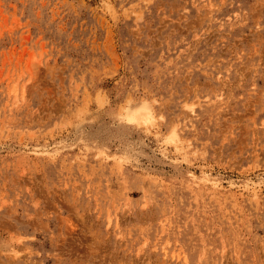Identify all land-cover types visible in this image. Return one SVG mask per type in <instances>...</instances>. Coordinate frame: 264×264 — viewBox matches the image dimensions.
<instances>
[{
  "label": "rangeland",
  "instance_id": "374dc122",
  "mask_svg": "<svg viewBox=\"0 0 264 264\" xmlns=\"http://www.w3.org/2000/svg\"><path fill=\"white\" fill-rule=\"evenodd\" d=\"M0 264H264V0H0Z\"/></svg>",
  "mask_w": 264,
  "mask_h": 264
},
{
  "label": "bare ground",
  "instance_id": "6f19581e",
  "mask_svg": "<svg viewBox=\"0 0 264 264\" xmlns=\"http://www.w3.org/2000/svg\"><path fill=\"white\" fill-rule=\"evenodd\" d=\"M131 107V106H130ZM129 108L127 107L126 111H128ZM128 115V114H127ZM152 113L151 111L146 108V106L143 104L142 106L140 105V107H137L134 112L132 114L129 115V118L132 120H143L145 123L146 122H152ZM143 122V123H144ZM248 189V188H246ZM259 191L256 188L251 189V191L249 192V194H253V195H258Z\"/></svg>",
  "mask_w": 264,
  "mask_h": 264
}]
</instances>
